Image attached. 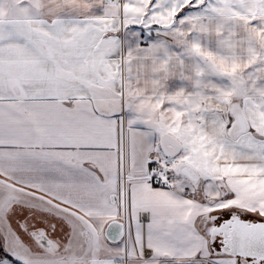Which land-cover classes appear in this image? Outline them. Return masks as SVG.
<instances>
[{
	"label": "snow or ice",
	"instance_id": "obj_1",
	"mask_svg": "<svg viewBox=\"0 0 264 264\" xmlns=\"http://www.w3.org/2000/svg\"><path fill=\"white\" fill-rule=\"evenodd\" d=\"M0 264H264V0H0Z\"/></svg>",
	"mask_w": 264,
	"mask_h": 264
}]
</instances>
